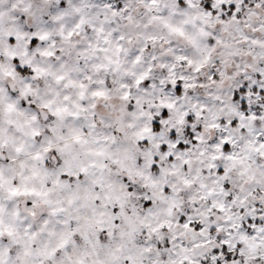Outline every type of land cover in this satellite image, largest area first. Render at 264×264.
<instances>
[{"label": "snow or ice", "instance_id": "snow-or-ice-1", "mask_svg": "<svg viewBox=\"0 0 264 264\" xmlns=\"http://www.w3.org/2000/svg\"><path fill=\"white\" fill-rule=\"evenodd\" d=\"M0 264H264V0H0Z\"/></svg>", "mask_w": 264, "mask_h": 264}]
</instances>
